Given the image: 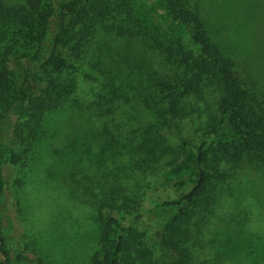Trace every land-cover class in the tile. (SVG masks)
I'll return each mask as SVG.
<instances>
[{"label": "rangeland", "instance_id": "obj_1", "mask_svg": "<svg viewBox=\"0 0 264 264\" xmlns=\"http://www.w3.org/2000/svg\"><path fill=\"white\" fill-rule=\"evenodd\" d=\"M189 1L235 67L243 75L246 67L255 77L252 104L264 123V0ZM163 2L131 0V21L106 20L100 25L94 40L110 35V56L123 55L134 45L139 54L131 66L124 63L112 72L99 50L88 54L77 64L75 93L46 112L32 145L27 126L18 134L12 118L0 120L7 182L0 196V219L13 264H39V257L49 264H91L99 233L97 200L103 189L123 186L124 171L135 161L143 163L140 145L145 138L166 139L184 148L178 156L172 148L171 153L165 148L153 153L162 169L136 215L153 208V199L177 196L195 182L194 157L211 106L207 96L194 99L196 108L183 119L166 113L167 92L161 83L172 70L160 50L168 52L164 47H171L168 40L173 36L151 8ZM121 28L139 33L132 38L137 43L119 39L127 35L120 34ZM85 72L97 81L85 78ZM13 152L20 156L17 163L11 160ZM216 173L219 178L211 180L187 231V264H264V165L224 164ZM159 220L155 209L137 226L149 231Z\"/></svg>", "mask_w": 264, "mask_h": 264}, {"label": "trees", "instance_id": "obj_2", "mask_svg": "<svg viewBox=\"0 0 264 264\" xmlns=\"http://www.w3.org/2000/svg\"><path fill=\"white\" fill-rule=\"evenodd\" d=\"M151 8L173 36L168 40L171 47H164L168 52L160 50L163 62L172 70L165 72L170 73L169 78L161 83L167 92L166 113L183 119L196 108L194 99L208 96L210 101L211 113L202 134L205 137L199 141L194 157L196 179L177 196L153 199V208L136 215L135 209L141 206L162 169L153 153L159 148L171 153L172 148L178 156L184 148L170 145L166 139L145 138L140 145L143 163L135 161L128 172L124 171L123 186L103 189L97 200L99 233L91 264H187V231L211 180L219 178V166L248 161L264 165V123L252 104L255 77L246 67L244 75L235 67L189 0H164ZM133 13L131 0H0V120L12 118L18 134L22 125L27 126L31 136L28 144L32 145L46 112L62 106L75 93L77 64L88 54L96 55L99 50L103 63L112 66L107 67L109 72L124 63L131 66L140 52L134 45L137 40L132 38L139 33L121 28L120 34L127 35L116 37L130 40L134 46L115 57L109 55L113 51L110 35H98L99 43L94 38L104 21H131ZM83 76L97 81L92 73ZM3 151L0 141V196L7 185ZM11 160L17 163L20 156L13 152ZM172 208L175 211L167 213ZM155 209L160 217L155 228L149 232L137 226ZM129 214L136 216L125 219ZM162 251L165 256L158 255ZM38 262L49 264L40 257ZM0 264H13L1 219Z\"/></svg>", "mask_w": 264, "mask_h": 264}]
</instances>
